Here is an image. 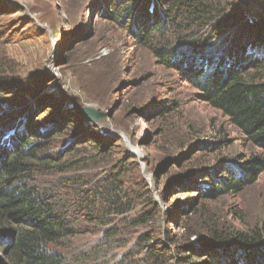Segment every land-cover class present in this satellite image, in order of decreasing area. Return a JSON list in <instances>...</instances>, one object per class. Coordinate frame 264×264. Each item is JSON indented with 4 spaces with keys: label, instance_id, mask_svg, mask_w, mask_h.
Listing matches in <instances>:
<instances>
[{
    "label": "rangeland",
    "instance_id": "374dc122",
    "mask_svg": "<svg viewBox=\"0 0 264 264\" xmlns=\"http://www.w3.org/2000/svg\"><path fill=\"white\" fill-rule=\"evenodd\" d=\"M96 2L0 0V76L8 83H0V118L9 112L22 121L34 113L39 123L34 131L40 134L36 143H42L47 153L73 150L67 157L83 158L90 166L82 171L87 175L102 177L119 160L133 156L125 167V177L129 191L144 195L137 199V208L152 210L147 197L158 207L157 219L143 227L127 226L117 218L121 231L108 241L100 228L83 224L76 235L54 245L65 264H118L125 254L129 256L126 263L142 264V236L150 238L168 263L177 264L173 254L200 248L192 229L200 226L198 234L206 235L209 223L237 230L260 225L264 221V172L240 193L206 202L205 216L184 215V225L178 227L173 208L193 202L196 196L177 188L178 182L204 185L197 180L203 168L218 173L228 168L237 173V159L249 158L257 148L204 100L185 72L158 64L152 52L137 44L123 25L105 18L107 11L97 16ZM231 5V11L244 22L243 29L264 22V0H234ZM225 44L218 42L216 47ZM249 52L246 54L252 58L264 54L263 50ZM39 99L44 101L36 111L33 104ZM43 106L58 111L57 116L64 114L72 123L79 120L71 116H82L84 106L97 109L104 117L97 122L82 117L80 123L92 129L71 133L66 128L68 121H54ZM16 121L11 120L5 131ZM90 131L95 136L90 142L93 146L86 144ZM50 180L37 178L44 188L50 187ZM59 190L66 192L65 188ZM159 240L161 244L156 245Z\"/></svg>",
    "mask_w": 264,
    "mask_h": 264
},
{
    "label": "trees",
    "instance_id": "16d2710c",
    "mask_svg": "<svg viewBox=\"0 0 264 264\" xmlns=\"http://www.w3.org/2000/svg\"><path fill=\"white\" fill-rule=\"evenodd\" d=\"M233 2L97 0L95 4L97 16L102 17L107 11L105 18L123 25L137 44L152 52L158 64L185 72L204 100L221 111L257 148V153L249 158L237 159V173L228 168L221 173L203 168L197 180L204 185L179 181L177 188L195 192L196 196L193 202L173 208L178 227L184 225V215L205 216L206 202L224 194L240 193L264 172V54L253 58L246 54L247 50L264 53V22L251 23L254 26L243 29L244 22L231 11ZM218 42L226 44L219 48ZM3 80L0 76V83L8 84ZM43 101L36 100L34 110H40ZM44 108L54 121H68L66 128L71 133L92 129L80 123L82 116H71L69 112L68 116L79 120L72 123L64 114L57 116L58 111ZM8 113L0 118V264H65L54 245L76 235L83 224L100 228L103 239L108 241L121 231L117 218L131 227H143L157 219L158 207L152 198L145 199L152 210L141 211L137 199L144 195L138 197L126 185L125 167L133 156L119 160L115 169L102 177L87 175L82 171L90 166L83 158L67 157L73 150L47 153L42 143H36L40 134L34 131L39 127L34 113H28L22 121L16 119L15 113ZM14 119L15 125L5 131ZM94 137L90 131L86 144L93 146L90 142ZM41 176L51 178L49 188L38 183ZM142 184L145 188L146 184ZM198 231L200 226L190 233L198 235L200 248L173 254L177 264H264V221L250 230L209 223L206 235H199ZM142 237V264H171L150 238ZM159 244L160 240L156 242ZM183 246L187 248L189 244ZM128 258L125 254L118 264H128Z\"/></svg>",
    "mask_w": 264,
    "mask_h": 264
},
{
    "label": "water",
    "instance_id": "95a60500",
    "mask_svg": "<svg viewBox=\"0 0 264 264\" xmlns=\"http://www.w3.org/2000/svg\"><path fill=\"white\" fill-rule=\"evenodd\" d=\"M81 113L85 121L97 122L104 117V113L99 112L97 109L90 106H84Z\"/></svg>",
    "mask_w": 264,
    "mask_h": 264
}]
</instances>
